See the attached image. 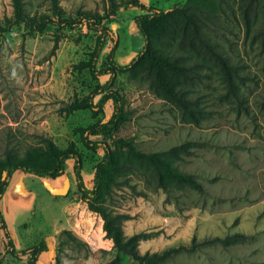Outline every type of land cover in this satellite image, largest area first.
I'll use <instances>...</instances> for the list:
<instances>
[{
    "label": "rangeland",
    "instance_id": "1",
    "mask_svg": "<svg viewBox=\"0 0 264 264\" xmlns=\"http://www.w3.org/2000/svg\"><path fill=\"white\" fill-rule=\"evenodd\" d=\"M186 1L141 3L170 11L183 7ZM23 2L27 15L54 18L51 0ZM59 3L67 17L75 18L80 11L104 14L108 7V0ZM239 3L231 0L234 11L221 17L208 34L241 67V104L227 96L217 68L210 63L189 88L197 99L193 117L185 116L161 96L144 73L120 74L116 81L115 89L125 97L130 117L118 137L132 139L143 153L164 154L176 169L203 186L199 191L171 184L167 192L156 185L145 160L116 151L115 164L106 165L105 171L117 184L104 202L125 216V234L140 236L138 247L143 254L190 244L194 239L225 238L236 233L246 236L227 248L207 247L181 254L166 264H264V46L255 36L262 28L264 12L260 8L255 29L247 35ZM136 12L120 8L105 22L118 39L115 60L120 65L130 63L144 46L133 21ZM13 16L12 0H0V21L5 23ZM57 35L61 41L53 53ZM98 35L85 23L61 29L50 25L42 33H30L22 25L0 32V158L7 145L24 153L40 144V136L51 138L60 149L75 143L84 155L85 184L93 187L95 169L104 152L85 149L75 130L90 126L96 119L90 111L66 116L60 110L109 79L95 80L88 70L78 69L90 59ZM112 47L109 40L98 68L108 65ZM112 112L109 102L101 118L108 121ZM1 210L18 250L47 242L48 251L38 264H107L115 253L102 218L81 201L73 161L57 180L16 173L1 201ZM27 261L8 252L0 228V264Z\"/></svg>",
    "mask_w": 264,
    "mask_h": 264
},
{
    "label": "trees",
    "instance_id": "2",
    "mask_svg": "<svg viewBox=\"0 0 264 264\" xmlns=\"http://www.w3.org/2000/svg\"><path fill=\"white\" fill-rule=\"evenodd\" d=\"M12 3L14 16L5 23L0 21V32H8L14 26L22 25L30 33H42L50 25H58L61 29L85 23L89 30L99 35L90 59L81 63L78 69L88 70L95 80L104 76H108L109 79L87 96L76 97L60 110V113L66 116L79 111H90L96 119L90 126L75 130L85 149L91 152L99 150L104 152L102 160L96 166L91 189L86 186L83 178L84 155L75 143H71L66 149H60L51 138L40 136V144L28 147L24 153L10 145L4 150L3 157L0 158V228L7 239L8 252L15 258H28L27 264H38L41 255L48 251L45 241L34 247L18 250L8 231L1 210V201L16 173L57 180L65 175L69 161H73L81 201L87 205L90 212L102 218L103 230L113 242L115 253L107 264H166L181 254H193L217 245L227 248L245 240V235L236 233L225 238L194 239L190 244L180 243L161 252L143 254L138 247L140 236L138 234L127 236L123 228L125 216L115 213L104 202L117 184L105 171L106 165L115 164L116 151H127L128 155L137 161L145 160L156 185L167 192L171 184L203 190L200 182L176 169L164 154L143 153L132 139L118 137V133L130 117L126 110L125 97L115 89V85L120 74L144 73L161 96L173 103L185 116L193 117L197 99L190 94L189 88L200 80L204 68L210 63L217 68L226 86L227 96L241 104L243 102L239 88V80L243 77L241 67L208 34L215 30V26L221 22V17L226 16L229 10L234 11L231 0H187L183 7L170 11L155 6H144L141 0H108L107 11L104 14L80 11L77 14L78 18L67 17L59 0H51L54 18L42 14L27 15L23 0H12ZM239 4L246 33L250 35L255 29L260 8L264 12V0H240ZM120 8H136L143 12L133 21L144 38V46L126 65L116 62L119 42L114 32L105 24L115 17ZM255 36L264 46V19L262 28ZM109 40L113 47L107 56L108 65L100 69L98 62ZM60 41L61 36L57 35L53 53L58 50ZM109 102L113 105V112L110 119L104 121L101 117L105 114V107ZM66 233L71 235L69 232Z\"/></svg>",
    "mask_w": 264,
    "mask_h": 264
},
{
    "label": "crops",
    "instance_id": "3",
    "mask_svg": "<svg viewBox=\"0 0 264 264\" xmlns=\"http://www.w3.org/2000/svg\"><path fill=\"white\" fill-rule=\"evenodd\" d=\"M133 10H135V11H137L136 12V14H137V16L138 15H141V14H143V12L142 11H140L139 9H136V8H133ZM137 35H138V37L140 38V43L141 44H144V39L140 36V32L137 30ZM129 60V59H128ZM127 59H124V61H128Z\"/></svg>",
    "mask_w": 264,
    "mask_h": 264
}]
</instances>
